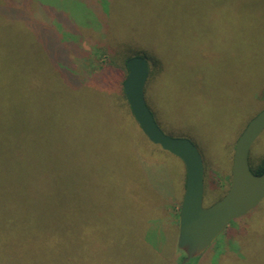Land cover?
Listing matches in <instances>:
<instances>
[{
	"label": "rangeland",
	"instance_id": "1",
	"mask_svg": "<svg viewBox=\"0 0 264 264\" xmlns=\"http://www.w3.org/2000/svg\"><path fill=\"white\" fill-rule=\"evenodd\" d=\"M39 1L60 10L69 5L66 0H32L36 17ZM96 1L112 8L108 40L140 48L133 55L144 57L150 69V55L155 51L159 56L160 73L147 82L145 100L163 132L185 133L197 148L205 184L202 203L211 204L228 186L241 126L264 107V5L245 0ZM75 3L85 14L83 4ZM96 36L79 34V56L69 55L75 69L93 73L89 78L103 65ZM45 58L23 21L0 16V86H33L35 91L30 101L39 113L28 131V160L35 189L47 199L49 235L56 238L0 242V264H264V198L245 217L228 222L202 259L181 263L184 255L176 247L180 199L175 198L181 160L164 150L158 184L165 188L163 194L171 188L175 199L143 189V180L138 185L143 191L133 194L104 185L101 148H110L103 154L112 160L126 154L130 159L131 141L139 145L142 136L121 115L124 111L113 118L111 110H103L104 100L90 97L80 123L86 139L72 136L71 128L68 135L63 122L79 115L71 112L77 100L54 89L71 85L57 78ZM3 122L0 116V165L20 162L10 159L13 150L7 145L25 140ZM248 154L250 164L264 155V128ZM38 165L44 169L41 175L36 174Z\"/></svg>",
	"mask_w": 264,
	"mask_h": 264
},
{
	"label": "trees",
	"instance_id": "2",
	"mask_svg": "<svg viewBox=\"0 0 264 264\" xmlns=\"http://www.w3.org/2000/svg\"><path fill=\"white\" fill-rule=\"evenodd\" d=\"M66 1L69 5L61 10L54 6L43 4L40 1L37 2L40 8L39 14H37L38 17H36L34 10L31 8L32 0H0V16L6 19H20L23 21V24L33 36L35 43L43 50L45 59L51 70L59 80H65L71 85L54 86L55 90L70 94L71 98L75 99V101L77 100L73 104L74 109L71 112H77L79 115L74 114L73 118L63 122V126L68 123L65 128L68 135L71 128L73 132L72 136L75 138L82 136V138L86 139L85 131H83L82 124L80 123L83 122L81 119L82 115H87L86 113L89 111L85 105V99L90 98H101L104 100L103 110L107 109L108 112L111 110L113 118L118 117L117 115L124 111L121 115H125L127 120L131 121L136 131L141 134L142 141H140L139 145L133 142V140L131 141L130 159L127 158L126 154L125 158L118 156L114 157L113 161L112 157H106L103 154L104 151L110 148H101L103 150L99 155V169L104 185L111 187L112 190L113 188L114 190L118 188L117 191L123 189L127 194L128 192L129 194H133L134 192L140 193L139 191L145 189L152 192L155 196L167 195L173 199H180L184 184L182 163L180 175L177 177L179 183L178 194H175L171 188L167 189L166 194H163L165 188L161 187L158 183L161 178V165L166 164V152L157 144L148 141L140 131L122 91L121 84L126 73L125 61L140 48H137L135 45L126 47V44L122 43L123 40H108L106 38L107 22L113 13L109 3L107 7L103 5L101 8L96 0ZM77 1L83 4L85 14H82V7L81 9L76 8L75 2ZM105 2V0H102V4H105ZM245 2L246 4L264 5V0H245ZM73 10L81 14V16H77L79 17L77 18L72 13ZM88 15L92 19L90 21L83 20V16L87 18ZM83 32H93L99 40L97 49L100 51L103 65L94 72L96 74L93 78H89L93 73L88 72L86 69H75L69 57L70 53L79 56V52L76 49L82 47L79 46L82 43L79 39V34L81 35ZM153 53H149L153 61V68L149 71L147 77V80H149H146L144 94L147 82L160 73V58L155 51ZM32 87L0 86V116L3 117V123L5 126L9 124L13 130L15 129L18 132L20 141L25 140L23 143L17 144V146L10 147L7 145L9 150H13L10 153V159L19 160L20 162L10 161L11 164L0 165V242H52L53 240L56 242V238L49 235L47 219L45 217L47 199L40 197V194L35 189L36 181L34 182L33 179L35 173L33 174V166L28 160L31 148L30 142L27 141L30 139L28 131L38 122V118H33V116L35 117V113H39V110H34L33 104L30 101L32 94L35 95ZM245 124L246 121L241 126L239 133ZM166 134L174 136L170 133ZM175 136L186 137L185 133H179ZM146 154L160 156L158 157L160 160L145 159ZM24 159L27 161H24ZM248 164L251 171L255 174L264 172V155L259 156L254 164H250L248 154ZM42 169L43 167L38 165L36 174L41 175L44 170ZM141 180H143V189L138 187ZM134 186L138 187V190L134 189ZM225 190H223L221 196ZM204 191L205 184L203 179V193ZM258 205L241 217H245ZM235 219L229 222H234ZM173 227H175L174 223ZM203 252L194 256L196 260L198 257L202 259ZM190 259L186 262H189ZM186 262L181 261V263Z\"/></svg>",
	"mask_w": 264,
	"mask_h": 264
},
{
	"label": "water",
	"instance_id": "3",
	"mask_svg": "<svg viewBox=\"0 0 264 264\" xmlns=\"http://www.w3.org/2000/svg\"><path fill=\"white\" fill-rule=\"evenodd\" d=\"M125 68L121 87L140 131L148 141L179 158L183 165L176 247L184 254L182 262H186L202 253L229 221L243 216L264 198V172L255 174L248 164L250 146L264 128V107L246 122L234 141L225 192L204 206L203 164L197 148L187 137L164 133L145 102L144 86L150 71L148 61L132 55L126 59Z\"/></svg>",
	"mask_w": 264,
	"mask_h": 264
}]
</instances>
